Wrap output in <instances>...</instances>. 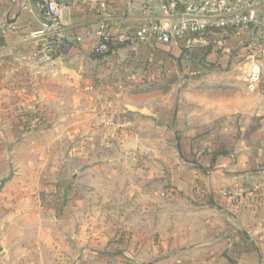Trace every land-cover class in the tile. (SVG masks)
Wrapping results in <instances>:
<instances>
[{
	"label": "crops",
	"instance_id": "0c3cea01",
	"mask_svg": "<svg viewBox=\"0 0 264 264\" xmlns=\"http://www.w3.org/2000/svg\"><path fill=\"white\" fill-rule=\"evenodd\" d=\"M108 2L104 12L89 11L82 3L67 6L62 21L70 42L58 49L51 63L41 65L36 56L39 41L32 32L40 28L42 11L35 0H0V178L6 172L3 164L15 162V174L0 195V264H76L80 258L77 264H124L127 258L135 264H264V192L249 193L253 183L264 179V147L254 151L247 146L215 158L203 155L197 159L200 165L185 160L178 149L166 151L167 156L174 152L184 161L173 168L168 194L186 205L187 212H200L201 217L187 219L181 228L154 230L163 232V240L144 242V253L137 258L130 254L132 250L115 251L114 245L103 249L96 244L80 256L86 234L75 228L67 232L65 227L66 221L80 220L78 210L70 214L42 204L44 165L47 157L55 155L51 151L55 143L81 138L109 141L115 136L126 151L136 140L174 141L178 146V140H191L181 127L185 117L200 118L204 125L239 113L264 114V104L257 109V102L248 99L246 107L239 90L230 86L225 87L230 91L227 97L207 100L200 115L178 113L175 107H166L165 98L160 99L161 107L154 108V115L139 104L138 97L140 82L150 70H145L147 61L170 63L168 56L180 54L183 46L230 41L264 67L260 28L211 30L171 44L143 42L137 37L144 23L143 7L155 5V0ZM258 15L264 20V0L258 1ZM104 19L112 33L127 28L132 41L98 53L94 34ZM218 35H225L223 43L217 41ZM127 113L137 115L138 130L128 126L132 123L126 121ZM31 116H38L40 124L28 125ZM260 124L263 127L258 130L264 131V118ZM156 125L163 130L158 128L154 135L151 129ZM130 129L137 133L124 137ZM184 151L185 157H192ZM154 153L164 156L159 150ZM54 165L53 173L59 172ZM235 189L240 196L227 195ZM159 192H154L157 197ZM166 232L180 233L168 240L172 235Z\"/></svg>",
	"mask_w": 264,
	"mask_h": 264
},
{
	"label": "rangeland",
	"instance_id": "374dc122",
	"mask_svg": "<svg viewBox=\"0 0 264 264\" xmlns=\"http://www.w3.org/2000/svg\"><path fill=\"white\" fill-rule=\"evenodd\" d=\"M224 36L218 35L217 41L223 43ZM214 41L208 46H183L180 54L168 56L171 57L170 63L147 61L145 70H150L148 73L145 71L140 82L139 104L148 106L156 115L154 108L161 107L160 99L165 98L166 107L171 106L172 110L175 107L178 113L186 116L196 112L200 115L206 109L207 100L227 97L230 91L225 87L230 86L239 90L238 95L243 100L256 101L257 109L263 105L264 89L250 92L237 77L247 68L251 58L245 55L241 46L233 47L230 41L223 44ZM129 114L125 115L126 121L132 123L128 126L136 129L134 119L138 117ZM252 114L244 116L239 113L234 118L204 125L200 118L185 117L181 127L190 134L191 140H178V146L174 141L136 140L126 151L121 145L123 142L115 136L109 141L81 138L67 144L65 141L55 143L53 148L51 146L55 155L47 157V165H44L40 200L44 207L57 211L64 209L71 214L78 210L80 220L66 221L65 227L67 232H73L75 228L77 232L86 234L81 239L80 256L89 253V247L96 244L97 248L109 249L114 245L115 251L132 250L130 254L137 258L144 253V242L159 243L163 240V232L154 230L172 228V225L181 228L187 219L201 217L200 212H187L186 205L179 204L172 194H168L167 188L171 187V179L175 175L174 172L172 174L173 168L184 162L181 156L194 165H200L197 159L216 150L229 153L247 146L254 151L264 147V131L258 130L264 114ZM158 128L156 125L157 130L151 129V133H159ZM159 129L162 132L163 129ZM136 130L126 131L124 137L134 136ZM66 149L68 153L62 156ZM72 149L76 150L73 156L70 154ZM172 149H178L181 156L174 152L167 156L166 151ZM154 150L162 151L164 156L158 157ZM184 150L188 154L190 151L189 156L192 157H185ZM34 160L40 163L41 159L35 157ZM14 163L10 160L3 164L4 176L11 168L14 169ZM54 164L59 169L57 173H53ZM158 191L159 197L154 193ZM166 233L172 235L167 238L170 240L180 232Z\"/></svg>",
	"mask_w": 264,
	"mask_h": 264
},
{
	"label": "built area",
	"instance_id": "2783aa9c",
	"mask_svg": "<svg viewBox=\"0 0 264 264\" xmlns=\"http://www.w3.org/2000/svg\"><path fill=\"white\" fill-rule=\"evenodd\" d=\"M258 1L155 0V5L143 7L144 23L140 26L137 37L143 42L155 40L171 44L189 35L203 34L214 29L247 30L258 27L264 44V20L258 15ZM35 3L42 11L40 28L32 32V36L39 41L36 56L41 65L51 63L58 49L70 42L62 21L63 11L67 6L82 3L89 11L104 12L109 5L108 0H35ZM94 35L99 40L96 47L98 53H107L112 46L126 44L134 38L127 28L112 33L105 19L100 22ZM239 78L248 91L256 92L264 88V67L257 58H251ZM39 120L38 116L29 118L31 125H36ZM258 192H264V179L253 183L249 189L250 194ZM227 195L238 197L240 190H230ZM124 264L135 263L127 258Z\"/></svg>",
	"mask_w": 264,
	"mask_h": 264
},
{
	"label": "water",
	"instance_id": "95a60500",
	"mask_svg": "<svg viewBox=\"0 0 264 264\" xmlns=\"http://www.w3.org/2000/svg\"><path fill=\"white\" fill-rule=\"evenodd\" d=\"M12 22H14V20ZM14 174H15V171L13 168H11L9 173L6 176L0 178V192L12 180Z\"/></svg>",
	"mask_w": 264,
	"mask_h": 264
},
{
	"label": "trees",
	"instance_id": "16d2710c",
	"mask_svg": "<svg viewBox=\"0 0 264 264\" xmlns=\"http://www.w3.org/2000/svg\"><path fill=\"white\" fill-rule=\"evenodd\" d=\"M216 30H219V29H214L213 31H216ZM229 30H230V29H229ZM39 119H40V118H39ZM40 122H41V120H39V122H38L37 124H40ZM27 124L30 125V122L28 121ZM37 124H36V125H37ZM30 126H31V125H30ZM33 126H34V124H33ZM223 154H226V152H224V151H222V150H216V151L213 152L212 155H213V158H215L216 156H218V155H223Z\"/></svg>",
	"mask_w": 264,
	"mask_h": 264
}]
</instances>
